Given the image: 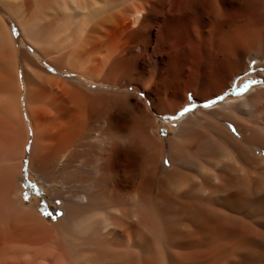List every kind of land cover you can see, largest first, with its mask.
<instances>
[{
	"label": "bare ground",
	"instance_id": "6f19581e",
	"mask_svg": "<svg viewBox=\"0 0 264 264\" xmlns=\"http://www.w3.org/2000/svg\"><path fill=\"white\" fill-rule=\"evenodd\" d=\"M0 264H264V0H0Z\"/></svg>",
	"mask_w": 264,
	"mask_h": 264
},
{
	"label": "rangeland",
	"instance_id": "374dc122",
	"mask_svg": "<svg viewBox=\"0 0 264 264\" xmlns=\"http://www.w3.org/2000/svg\"><path fill=\"white\" fill-rule=\"evenodd\" d=\"M12 28H13V30H14V32H15V34H17V36H18V38H19V31L17 30V28L16 27H14L13 25H12ZM21 41L22 40H20L19 39V43L21 44ZM254 81H257V80H254ZM251 83V82H250ZM162 122V121H161ZM163 123V122H162ZM25 180H26V178H25ZM27 183L28 182H25V185H26V194H27V196H29V197H31L33 194H31V192H30V186L29 185H27ZM30 193V194H29ZM39 195H41V197L42 198H44L43 200H45V201H43L44 202V206L43 207H46L47 209H48V211L46 212L47 213V215H50V214H52V213H54V206H53V204L51 203V201H49V197H48V195H46V194H44V193H40L39 192ZM49 217V216H48ZM49 218H51V217H49Z\"/></svg>",
	"mask_w": 264,
	"mask_h": 264
},
{
	"label": "snow or ice",
	"instance_id": "6c2138e0",
	"mask_svg": "<svg viewBox=\"0 0 264 264\" xmlns=\"http://www.w3.org/2000/svg\"><path fill=\"white\" fill-rule=\"evenodd\" d=\"M185 111H187V109Z\"/></svg>",
	"mask_w": 264,
	"mask_h": 264
}]
</instances>
